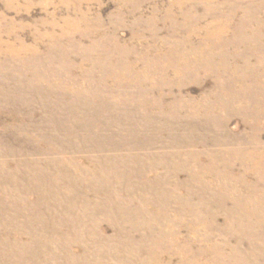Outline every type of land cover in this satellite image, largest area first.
I'll list each match as a JSON object with an SVG mask.
<instances>
[{
    "label": "rangeland",
    "instance_id": "1",
    "mask_svg": "<svg viewBox=\"0 0 264 264\" xmlns=\"http://www.w3.org/2000/svg\"><path fill=\"white\" fill-rule=\"evenodd\" d=\"M0 264H264V0H0Z\"/></svg>",
    "mask_w": 264,
    "mask_h": 264
}]
</instances>
